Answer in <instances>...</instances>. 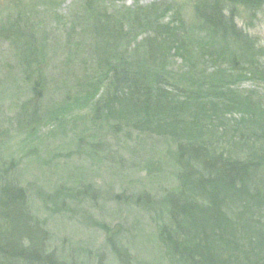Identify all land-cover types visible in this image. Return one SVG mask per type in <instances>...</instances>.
<instances>
[{
  "label": "trees",
  "instance_id": "1",
  "mask_svg": "<svg viewBox=\"0 0 264 264\" xmlns=\"http://www.w3.org/2000/svg\"><path fill=\"white\" fill-rule=\"evenodd\" d=\"M197 1L190 11L175 0L117 11L86 0L93 64L49 113L36 107L46 49L33 33L21 46L13 40L33 84L21 106L28 140L85 112L96 131L161 140L173 148L175 185L160 204L141 195L126 204L150 214L166 264H264V46L238 21L239 6L252 16L264 0ZM13 169L0 158V264H85L51 248ZM91 194L89 185L63 186L43 205L68 214V201ZM118 239L107 241L125 264L130 255Z\"/></svg>",
  "mask_w": 264,
  "mask_h": 264
},
{
  "label": "rangeland",
  "instance_id": "2",
  "mask_svg": "<svg viewBox=\"0 0 264 264\" xmlns=\"http://www.w3.org/2000/svg\"><path fill=\"white\" fill-rule=\"evenodd\" d=\"M85 1L0 0V158L7 165L13 161L12 176L28 188L33 212L51 233L52 249L85 264H118L107 241L115 235L130 255L125 264H166L150 214L126 204V199L141 195L160 204L166 189L175 185L170 164L173 148L154 138L96 131L86 112L62 126L42 127L34 144L28 140L30 128L21 106L33 99V84L24 77L14 41L20 40V45L33 33V40L45 47V90H40L44 98L36 107L52 112L62 100L63 89L93 64ZM154 1L163 0H101L100 4L122 11ZM175 1L188 11L198 2ZM238 8L240 25L264 46V6L252 16ZM14 23H19V31L9 28ZM257 92L264 98V89ZM86 185L92 194L79 202L68 201V214H55L51 204L43 205L59 187Z\"/></svg>",
  "mask_w": 264,
  "mask_h": 264
}]
</instances>
